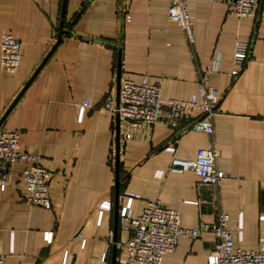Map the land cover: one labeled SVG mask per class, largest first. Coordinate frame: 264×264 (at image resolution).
I'll list each match as a JSON object with an SVG mask.
<instances>
[{
  "label": "crops",
  "instance_id": "0c3cea01",
  "mask_svg": "<svg viewBox=\"0 0 264 264\" xmlns=\"http://www.w3.org/2000/svg\"><path fill=\"white\" fill-rule=\"evenodd\" d=\"M168 7L169 0H0V47L4 32L22 42L14 74L0 53L1 127L19 131L20 148L50 171L52 200L51 208L27 203L24 165L14 166L11 183L0 185L4 264H127L121 241L130 231L119 216L127 193L135 196L131 216L154 199L177 209L183 226L213 223L223 210L238 247H264V0L249 17L222 1L189 0L193 43ZM237 41L251 53L233 74ZM205 71L219 94L213 133L160 121L122 144L117 164V118L105 102L120 76L161 81L163 98L189 99ZM83 99L93 106L80 118ZM211 146L226 172L218 185L199 184L194 170H170L175 156L195 159ZM215 244L211 231L181 237L163 263L208 264Z\"/></svg>",
  "mask_w": 264,
  "mask_h": 264
},
{
  "label": "built area",
  "instance_id": "2783aa9c",
  "mask_svg": "<svg viewBox=\"0 0 264 264\" xmlns=\"http://www.w3.org/2000/svg\"><path fill=\"white\" fill-rule=\"evenodd\" d=\"M189 0H169L168 17L177 22L186 32L188 41L194 42L195 15L188 7ZM228 5L229 12L240 17L252 16L261 0H218ZM129 19V13H125ZM214 66L220 62V52L215 51ZM1 64L8 74H14L22 57V42L9 32L1 39ZM251 46L248 42L237 41L232 73H239L245 63ZM207 72L200 77L199 91L189 99H165L162 97L161 81L152 82L148 77L136 81L120 76L117 89L108 94L105 107L118 121L119 147L127 140L137 137L142 129L152 127L157 122H165L172 128H179L191 121L193 130L212 134L213 117L219 102L216 88L207 85ZM89 99L80 104V118L87 107H92ZM197 113V114H196ZM117 131V129H116ZM117 146V143H116ZM167 149L175 150L174 147ZM24 165L22 179L25 184V200L32 205L51 208L50 171L40 163L39 157L20 148V132L0 126V185L11 183L14 166ZM194 170L199 184L218 185L226 177V172L217 166V153L213 146L200 148L195 159L175 156L170 170ZM161 174V172H160ZM134 195L127 193L121 204L119 216L130 231L128 238L121 241L127 254V264H164L163 256L176 250L181 237L195 238L211 231L216 238L214 249L208 253V264H264V247L242 248L235 244L229 215L219 210L213 223L200 222L196 226H183L177 209L167 206L159 199L149 200L137 216H131ZM102 207H110L103 202ZM45 238L52 240V233ZM5 256L0 253V264Z\"/></svg>",
  "mask_w": 264,
  "mask_h": 264
},
{
  "label": "water",
  "instance_id": "95a60500",
  "mask_svg": "<svg viewBox=\"0 0 264 264\" xmlns=\"http://www.w3.org/2000/svg\"><path fill=\"white\" fill-rule=\"evenodd\" d=\"M61 34V33H60ZM6 115V114H5ZM4 115V116H5ZM3 116V117H4ZM3 119L4 118H2L1 120H0V126L2 125V122H3ZM119 158H120V147H119V127H118V121H117V146H116V160H117V164H118V162H119Z\"/></svg>",
  "mask_w": 264,
  "mask_h": 264
},
{
  "label": "trees",
  "instance_id": "16d2710c",
  "mask_svg": "<svg viewBox=\"0 0 264 264\" xmlns=\"http://www.w3.org/2000/svg\"><path fill=\"white\" fill-rule=\"evenodd\" d=\"M197 114V113H196Z\"/></svg>",
  "mask_w": 264,
  "mask_h": 264
}]
</instances>
